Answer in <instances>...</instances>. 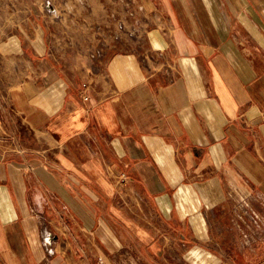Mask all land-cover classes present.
Instances as JSON below:
<instances>
[{
  "label": "crops",
  "instance_id": "obj_1",
  "mask_svg": "<svg viewBox=\"0 0 264 264\" xmlns=\"http://www.w3.org/2000/svg\"><path fill=\"white\" fill-rule=\"evenodd\" d=\"M135 1L143 40L92 59L114 0H0V264L246 256L223 218L264 201V0Z\"/></svg>",
  "mask_w": 264,
  "mask_h": 264
},
{
  "label": "rangeland",
  "instance_id": "obj_2",
  "mask_svg": "<svg viewBox=\"0 0 264 264\" xmlns=\"http://www.w3.org/2000/svg\"><path fill=\"white\" fill-rule=\"evenodd\" d=\"M50 4V0H47ZM67 0H63L66 3ZM117 4L122 7V13L118 10L112 8L108 12L109 23L107 25L95 24L92 26V31L96 36V43L91 49L89 56L92 59H99L98 57H93L92 54L103 47L105 49V43L107 39H111L112 45L118 42H122L123 39L128 38L127 31L133 27V19L130 14V8H138L137 2L134 1L136 6H133L129 0H114ZM85 6H88V0H82ZM49 4H47L48 9ZM143 10H140L142 14ZM122 24L123 28L120 27ZM118 36V37H117ZM105 52V51H104ZM104 53L102 54V57ZM101 57V58H102ZM232 196H230V213L223 218L225 223L226 237L242 239L239 242H248L249 246L245 249L243 247H233L228 248V250H237V252H245L246 256L242 255L236 258V264H264V201L258 202L246 198L242 192H237V190L231 191ZM227 219H229L227 221ZM214 218L212 217V222ZM217 224V223H216ZM234 225L237 229L236 235H234V230H231L229 226ZM232 225V226H233ZM213 228H216L213 226ZM223 234V232H222ZM222 235V237H224ZM235 236V237H234ZM229 239V238H228ZM245 240V241H243Z\"/></svg>",
  "mask_w": 264,
  "mask_h": 264
},
{
  "label": "built area",
  "instance_id": "obj_3",
  "mask_svg": "<svg viewBox=\"0 0 264 264\" xmlns=\"http://www.w3.org/2000/svg\"><path fill=\"white\" fill-rule=\"evenodd\" d=\"M130 3L133 6H136L134 1H130ZM129 8H130V10H129L130 14H131L132 19H133V27L127 31L126 35L128 37H130L132 40H135L136 42H139V41L141 42L143 40V37H142L143 33H145L144 29L142 27V19H141V14H140V10H143V6L138 5V8H132V7H129ZM120 27L123 28L122 24H120ZM139 46H141V50L143 51L142 55H141L143 62L147 63L148 60L158 61L161 59V56H162L161 52L149 51V50L147 51V50L143 49L142 45H139ZM103 53H104L103 47H101V49L94 52L92 54V56L98 57L100 59L102 57ZM84 99L88 100L89 97L84 96ZM120 179H121V181H125L127 179L126 174H124V173L121 174Z\"/></svg>",
  "mask_w": 264,
  "mask_h": 264
}]
</instances>
